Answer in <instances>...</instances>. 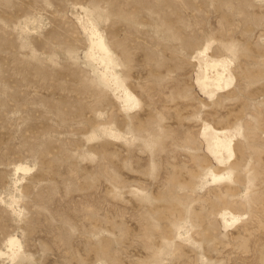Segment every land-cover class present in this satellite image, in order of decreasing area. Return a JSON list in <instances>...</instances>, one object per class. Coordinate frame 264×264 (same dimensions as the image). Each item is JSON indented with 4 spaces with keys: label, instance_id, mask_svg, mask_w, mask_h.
Here are the masks:
<instances>
[{
    "label": "rangeland",
    "instance_id": "obj_1",
    "mask_svg": "<svg viewBox=\"0 0 264 264\" xmlns=\"http://www.w3.org/2000/svg\"><path fill=\"white\" fill-rule=\"evenodd\" d=\"M261 220L264 0H0V264H250Z\"/></svg>",
    "mask_w": 264,
    "mask_h": 264
},
{
    "label": "bare ground",
    "instance_id": "obj_2",
    "mask_svg": "<svg viewBox=\"0 0 264 264\" xmlns=\"http://www.w3.org/2000/svg\"><path fill=\"white\" fill-rule=\"evenodd\" d=\"M98 43V42H97ZM100 43V42H99ZM101 46V45H100ZM104 47V46H103ZM211 67H213L216 71L215 72H217L216 74H217V77L218 76H220V74H219V72L217 71V69H216V65H212ZM211 69V68H210ZM213 74H215V73H213ZM213 76V75H212ZM211 77V76H210ZM206 79H209V76L207 75V77H206ZM206 81V80H205ZM204 81V84H206V82ZM243 161V160H242ZM247 161V160H246ZM241 162V161H240ZM242 163H244V162H242ZM231 171V170H230ZM241 180V179H240ZM248 181V180H247ZM245 189V188H244ZM249 189V188H248ZM255 198V197H254ZM204 214V213H203ZM211 215V214H210ZM213 215V214H212ZM211 215V216H212ZM205 216V215H204ZM208 218V217H207ZM204 219V218H203ZM210 222V221H209ZM208 224V223H207ZM202 226V225H201ZM258 226H259V228H260V230L257 232V233H255L254 235H255V239L253 240L254 242H255V244H254V247H252L251 249L250 248H247V249H244V246L242 245V244H238L239 243V241L238 240H236V244H238L239 245V249H241V250H243L244 252H247L248 254H247V256H246V259L249 261V263L250 264H264V220H261V221H259V223H258ZM203 227V226H202ZM201 227V228H202ZM209 229H211V228H209ZM208 229V230H209ZM204 232V231H203ZM210 232V231H209ZM212 232V231H211ZM201 233H202V231H201ZM213 234V233H212ZM203 235H204V233H203ZM215 235V234H214ZM216 235H217V233H216ZM218 236V235H217ZM220 236H221V234H220ZM204 237H205V235H204ZM221 237H223L224 238V236H221ZM220 237V238H221ZM222 238V239H223ZM201 239H203V238H201ZM162 240V239H161ZM163 241V240H162ZM211 241H213V240H211ZM226 241H228V240H226ZM230 241V240H229ZM228 241V242H229ZM204 242V241H203ZM202 242V243H203ZM210 244V243H209ZM203 245V244H202ZM211 245H212V243H211ZM213 245H214V242H213ZM237 245V246H238ZM162 246V245H161ZM225 246V245H224ZM236 246V245H235ZM234 246V247H235ZM242 246V247H241ZM213 247V246H212ZM202 248V247H201ZM211 248V247H210ZM209 249V248H208ZM207 249V250H208ZM212 250V249H211ZM236 251V250H235ZM205 252V251H204ZM206 252H208V251H206ZM240 252H242V251H240ZM251 252V254H249ZM158 254V253H157ZM160 255H161V253H160ZM158 257H159V255H158ZM160 259V258H159ZM159 261V260H158ZM158 263V262H157Z\"/></svg>",
    "mask_w": 264,
    "mask_h": 264
}]
</instances>
